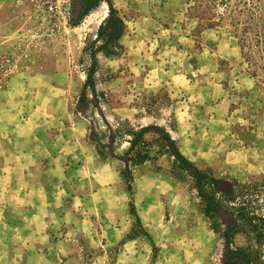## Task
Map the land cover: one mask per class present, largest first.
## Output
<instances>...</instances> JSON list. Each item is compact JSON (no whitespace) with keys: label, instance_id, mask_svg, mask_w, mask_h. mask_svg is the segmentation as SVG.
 <instances>
[{"label":"rangeland","instance_id":"374dc122","mask_svg":"<svg viewBox=\"0 0 264 264\" xmlns=\"http://www.w3.org/2000/svg\"><path fill=\"white\" fill-rule=\"evenodd\" d=\"M86 6L0 0V264H70L47 245L50 233L71 228L85 247L71 256L78 264H227L233 246L264 264L263 239L236 211L264 214V0H110L85 14ZM113 9L123 33L100 50ZM56 118L80 123L101 159H118L126 191L116 196L108 171H86L78 225L73 214L52 227L20 210L29 179L14 168L18 134ZM139 153L153 171L142 178ZM158 173L178 190L155 183ZM164 182L154 204L167 209H148L145 231L136 191ZM237 223L243 231L233 234Z\"/></svg>","mask_w":264,"mask_h":264},{"label":"crops","instance_id":"0c3cea01","mask_svg":"<svg viewBox=\"0 0 264 264\" xmlns=\"http://www.w3.org/2000/svg\"><path fill=\"white\" fill-rule=\"evenodd\" d=\"M62 116L64 117V111ZM56 119L58 120L55 124L42 122L36 127H32L31 134L28 131L27 136L18 134V142L24 145V148L15 153V158L18 161L15 163L14 168L20 175L25 176V180L29 179V181H26L27 184H23L26 189L23 196L25 194L28 201L20 205V210L23 212L22 216L30 217L38 224L42 221L52 227L55 224L64 223L63 221L73 214L75 223L78 225L83 221L81 219L82 211L79 208L86 203L87 197H89L84 194V185L87 183V179L84 178L86 171H89L88 175L91 173L92 177L102 175V172L108 171L109 181L107 184L111 188L115 186V190L117 189L116 196L121 194L123 197L126 191L124 185L119 182L118 159L113 157L101 159L95 146L88 142L86 131L82 129L84 132H81L80 123L72 125L70 123L68 125L67 120L61 122L60 118ZM26 123L25 121L24 126ZM77 126H79L78 132ZM126 144L130 145L129 142H126ZM148 162L137 165L136 172L139 178L153 172ZM7 169L4 171H8ZM28 175L32 176L27 178ZM37 175L45 178L35 179L34 176ZM92 177L91 179H93ZM161 178L166 182L170 180L171 183L169 184L178 190V184L174 182L172 176L158 173L154 176L155 183L160 182ZM102 182L101 180L98 192L102 191L104 186ZM155 183H150L153 185L151 188L150 184H147L144 188L142 187L143 190L139 189L135 194L136 201L141 202L140 205L138 204V212L145 231H149V228L145 226L148 223L147 219H149L147 210L151 207L160 208L161 210L167 209V204L161 200L157 204H154V202L161 194L159 191H164L165 187L168 188V184L164 182V186L161 187V185ZM27 187H30V190ZM142 192L144 193L141 194ZM35 194L36 196H34ZM64 196L66 198L63 199ZM139 196L143 199H137ZM166 203L170 204V202ZM171 207L174 212L180 208L179 205L175 204H172ZM40 212L43 214L42 216L39 215ZM126 223L128 226H133V222L130 220ZM74 229H69L68 235L65 236H61V233L57 232L56 237H53V234L50 233L53 242L47 245L50 254H58V257H68L67 262L70 264H78L79 262L77 257L71 258V256L80 257L85 251V247L80 242L79 233H75ZM143 237L145 236L143 235ZM59 243H61L60 246H58Z\"/></svg>","mask_w":264,"mask_h":264},{"label":"trees","instance_id":"16d2710c","mask_svg":"<svg viewBox=\"0 0 264 264\" xmlns=\"http://www.w3.org/2000/svg\"><path fill=\"white\" fill-rule=\"evenodd\" d=\"M110 0H87V6H86V12H90L94 8L98 7L101 2H109ZM115 10H112V14L109 18H107L104 23L100 27L99 31V37L103 41V45L99 48L100 50H106L107 47L110 45V43L118 40L122 33H123V21L116 17L114 15ZM173 156H175L176 161H181L183 164L186 165L188 163V160L179 152V150H175V152L171 153ZM150 159L149 156H142L140 153L138 154V159L135 160V164H142L145 161ZM212 183L218 184L217 180L211 181ZM211 205V204H209ZM211 207V206H210ZM237 217L239 221L246 220L248 223H250L251 228L254 232L257 233L258 240L261 241L263 239L264 242V214L259 217L256 216V214H253L252 216H248L249 212L246 211L245 207H240L237 210ZM207 214L210 212L207 209ZM257 220V223L254 222ZM241 224L237 223L234 225L232 233L235 234L237 232L243 231ZM258 257V255H256ZM227 264H257V259L255 255L253 254L252 250L249 248H241V247H232L228 251L227 255Z\"/></svg>","mask_w":264,"mask_h":264}]
</instances>
